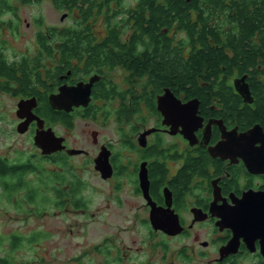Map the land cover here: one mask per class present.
I'll return each instance as SVG.
<instances>
[{
	"label": "flooded vegetation",
	"instance_id": "flooded-vegetation-1",
	"mask_svg": "<svg viewBox=\"0 0 264 264\" xmlns=\"http://www.w3.org/2000/svg\"><path fill=\"white\" fill-rule=\"evenodd\" d=\"M15 1L0 16L5 34H0V53L13 72L0 74V96L13 103L17 126L27 120L18 114L25 104L42 120L43 129L51 131L57 149L48 153L34 142L39 120H31L19 133L33 141L30 158L51 166L52 186L69 192L59 197L51 188L57 206L85 202L80 193L86 182L76 168L93 165L102 181L113 183L112 198L121 208L125 200L117 193L129 188L128 197L137 201L130 211L147 231L145 241L159 251L143 259L149 250L138 248L128 258L131 250L116 242L109 245L107 239L96 246L106 264H264V114L247 118L248 112L264 108V68L258 65L255 72L232 66L215 81L203 66L205 74L194 84H167L158 80V68L141 71L137 66L157 46L142 30L138 1H112L88 10L83 0H65L62 8L52 0L63 11L62 28L22 36L17 35L23 20L16 4L40 0ZM144 11L149 20L150 10ZM37 18L38 24L44 23L43 17ZM162 30L178 55V19ZM95 46L104 48L97 60L99 53L90 50ZM224 53L234 56L230 47ZM168 91L174 95L166 100L169 111L175 97L189 104L190 119L182 121L178 108L169 118L176 125L164 123L159 101ZM111 121L119 140L89 125L105 127ZM149 129L154 131L144 139ZM87 132L92 146L78 147L87 141ZM154 218L160 226H154Z\"/></svg>",
	"mask_w": 264,
	"mask_h": 264
},
{
	"label": "rangeland",
	"instance_id": "rangeland-1",
	"mask_svg": "<svg viewBox=\"0 0 264 264\" xmlns=\"http://www.w3.org/2000/svg\"><path fill=\"white\" fill-rule=\"evenodd\" d=\"M12 1L18 3L15 0ZM126 1L135 2L136 0ZM15 12L23 20L22 31L17 34L19 36L34 35L38 31L47 32L53 27L62 28L63 26V20H61L63 11L57 9L52 4V0H40L29 5L16 4ZM37 17H43L44 23L38 24ZM4 18L7 19L9 16L5 15ZM28 23L32 24L30 29L27 26ZM0 34L5 35L3 31H0ZM14 110L13 103L0 96V156H7L11 160L18 157L23 160L30 157L35 146L29 136L21 135L17 131L14 113H12ZM89 125L100 128L101 134L108 139H120L115 132L113 121L105 127L93 122ZM86 136L87 141L79 143L78 147H81L83 143L91 145L88 132ZM95 149V147L92 148V151ZM75 163L78 164L77 161ZM41 166L50 171L51 166L46 161H42ZM76 171L86 182V186H83L80 193L85 205L57 206L54 193L51 191L52 185L43 190L44 181L47 180L52 184V180L36 172L29 174L28 178L34 186L45 193L46 200L39 198L36 201H29L26 198L25 189H21L9 198L5 194L0 197V237L5 238L0 254H9L16 264H106L105 255L99 253L96 246L107 243L109 239L107 244L116 242L121 248L131 250L128 251V258L136 249L144 250L143 247L149 250L146 255L142 253L143 259H146V256L156 255L159 251H155L153 246L145 241L147 231L141 224V220L135 218L130 211L131 205L137 201L128 197L129 188L117 193L125 200L124 207L121 208L112 198L113 183L102 181L93 165L76 168ZM18 200H22V205ZM37 233L38 239L32 241L28 239ZM15 234L23 236V239L18 246L11 247L12 236ZM112 262L113 264H134L129 260L120 263L112 260Z\"/></svg>",
	"mask_w": 264,
	"mask_h": 264
},
{
	"label": "trees",
	"instance_id": "trees-1",
	"mask_svg": "<svg viewBox=\"0 0 264 264\" xmlns=\"http://www.w3.org/2000/svg\"><path fill=\"white\" fill-rule=\"evenodd\" d=\"M11 0H0V16L3 14ZM27 1V0H24ZM65 0H53L55 5L62 8ZM75 1V0H72ZM88 4V10L98 7L101 4H109L112 1L121 2L123 0H83ZM140 3L139 18L142 30L154 38L156 42L155 50L150 54L145 53V64L138 62L141 69L151 67L158 68L156 76L164 83L178 82L181 85L195 83L198 75H203V66H208L209 75L217 77L221 73H228L232 66H237L240 71L248 70L251 67L257 72L258 65L264 68V0H136ZM85 3L83 5H85ZM150 10L149 20L146 19L145 9ZM178 19V35H181V48L178 55L171 50L170 40L167 32L162 29L172 26ZM144 25L146 28H144ZM51 34H55L52 32ZM1 36V35H0ZM81 43V41L79 40ZM77 42V43H79ZM200 42V47L196 43ZM80 45V44H78ZM90 48L96 55V60L101 57L103 46ZM226 47H230L234 56L230 59L225 55ZM95 59V58H94ZM226 67L220 68V64ZM206 64V65H205ZM7 60L0 53V74H12ZM155 70V69H154ZM209 81L210 77H209ZM194 86V85H193ZM198 88L194 86V90ZM190 92V91H189ZM223 92L235 98L228 88L223 87ZM236 101V100H235ZM230 104L233 100L228 101ZM264 114V108H260L257 113L252 111L247 113L248 119H254ZM35 159V160H33ZM44 159L16 158L0 156V197L7 195L12 197L21 189L26 190V198L29 201L46 200V195L39 187L34 186L28 178L31 173H40L47 178L51 173L41 166ZM202 163V161L200 162ZM200 163H194L199 167ZM59 179L64 181L62 176ZM46 190L53 185L49 181H44ZM56 194L64 195L65 189L60 186H51ZM73 188V194H76ZM76 196V195H75ZM48 197V195H47ZM77 199V198H75ZM22 205V200H18ZM85 205V202H79ZM39 235L33 234L29 240L38 239ZM5 238L0 237V249ZM23 236L13 235L11 247L18 246ZM1 251V250H0ZM0 264H16V261L9 254H0Z\"/></svg>",
	"mask_w": 264,
	"mask_h": 264
},
{
	"label": "water",
	"instance_id": "water-1",
	"mask_svg": "<svg viewBox=\"0 0 264 264\" xmlns=\"http://www.w3.org/2000/svg\"><path fill=\"white\" fill-rule=\"evenodd\" d=\"M168 96H174V95L170 91H168V92H166V94L159 101V108L164 112V114L166 116L165 119H164V123L176 125L175 122L170 121L169 118H171L172 116L173 117L175 116L176 110H178V108H180V110L184 114V119L182 121L190 119L191 115L187 111L188 107H189V104H181V103H179L178 99H176L175 97H172L174 101L175 100H177V101L172 104L174 109L169 111V103H167V101H166L168 99ZM57 106L59 108H67V109L69 108V106H62V105H57ZM32 109L33 108L31 106H28V105H25V104H21L20 105L19 110H18L19 117L23 118V119L26 118L27 120H25V121H23V122L18 124L17 131L20 132V133H24L26 131L27 127H28V123L31 120H33V119H37V120H39L40 128L38 129V131H37V133L35 135V138H34L35 145H37L39 148H41L43 153H48V152H51V151L57 149V146L50 141L51 131L43 129L42 120H40L39 117H37L33 113ZM182 121H178V123L182 122ZM186 122L185 123L182 122V123H184L183 125H187L188 123H191V120L186 121ZM190 130L193 131V128H191ZM152 131H154V130L153 129L147 130L146 132H144L142 134V137H144V139H145L146 135L151 133ZM103 171H104V169H103ZM255 210H256V208L253 211H255ZM152 221H153L154 226H156V227L161 225V224H159V220L158 219L154 218Z\"/></svg>",
	"mask_w": 264,
	"mask_h": 264
}]
</instances>
